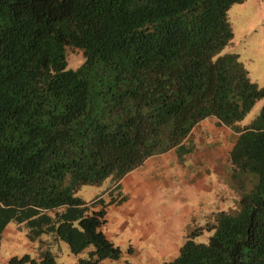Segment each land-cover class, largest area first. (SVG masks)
Returning a JSON list of instances; mask_svg holds the SVG:
<instances>
[{"label":"trees","instance_id":"1","mask_svg":"<svg viewBox=\"0 0 264 264\" xmlns=\"http://www.w3.org/2000/svg\"><path fill=\"white\" fill-rule=\"evenodd\" d=\"M241 1L0 0V244L14 221L38 250L9 264H59V241L73 264L120 258L102 229L114 198L75 191L118 180L207 116L237 132V204L159 264H264V102L240 125L264 86L237 52H221L233 37L227 11ZM68 46L82 50L75 67Z\"/></svg>","mask_w":264,"mask_h":264},{"label":"crops","instance_id":"2","mask_svg":"<svg viewBox=\"0 0 264 264\" xmlns=\"http://www.w3.org/2000/svg\"><path fill=\"white\" fill-rule=\"evenodd\" d=\"M236 135L215 116H207L178 145L147 157L118 180L111 179L97 196L106 203L114 198L106 204L103 231L114 240L125 233L141 238L154 255L179 251L176 243L183 228L205 227L216 211L237 204L229 161Z\"/></svg>","mask_w":264,"mask_h":264},{"label":"rangeland","instance_id":"3","mask_svg":"<svg viewBox=\"0 0 264 264\" xmlns=\"http://www.w3.org/2000/svg\"><path fill=\"white\" fill-rule=\"evenodd\" d=\"M227 13L233 29V37L221 52H237L240 60L249 70L250 78L257 81L259 85L264 86V1L243 0L234 2ZM82 60L83 54L80 48L67 47V67H75ZM263 102L264 97L258 99L241 120V123H248L257 114ZM110 181L111 178L106 177L99 183H84L75 191V194L86 201H90L104 193ZM110 197L111 194L106 196V198ZM194 228L193 225L183 228V236L178 239L176 244L181 245L185 240L186 234L190 233ZM25 232L26 230L19 229L14 221H10L6 225L2 232L0 244V264H9L10 257H20L24 253H28L31 257H37L36 243L29 240ZM209 233L211 232L205 230L196 239L206 240ZM112 239L114 240V238ZM115 240L116 244L121 247L122 254L116 260L106 259L109 264H125L126 262L159 264L164 260L172 259L178 254V250H176V252L168 253L167 256H162V253L154 255L152 250H147L148 247L146 244L144 245L145 242L141 238H132L131 236L128 238L126 233L125 237H115ZM130 246L134 247V252H131ZM52 251L59 264H73L78 257V255L69 250L68 245L64 241H59L52 248Z\"/></svg>","mask_w":264,"mask_h":264}]
</instances>
